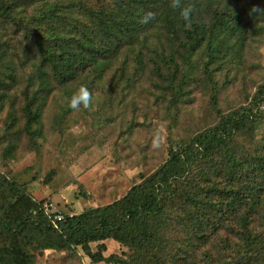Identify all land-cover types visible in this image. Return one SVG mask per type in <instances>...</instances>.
I'll list each match as a JSON object with an SVG mask.
<instances>
[{"label": "rangeland", "instance_id": "374dc122", "mask_svg": "<svg viewBox=\"0 0 264 264\" xmlns=\"http://www.w3.org/2000/svg\"><path fill=\"white\" fill-rule=\"evenodd\" d=\"M6 1L25 7L19 0ZM108 1L29 0L24 2L29 10L25 26H17L13 15L0 17V78L5 82L0 85V177L23 185L42 208L51 205L52 213L79 214L120 199L167 159L168 149L176 142L246 106L254 85L264 78V11L256 15L249 11L253 6L264 9V0H179V7L177 0L162 1L154 19L159 18L156 24L161 25L170 17L173 36L168 37L162 25L153 27L147 31V46L126 50L111 64L108 78L104 75L90 85L81 78L61 85L51 76L42 82L29 77L38 73L35 66L40 57L34 39L39 41L40 33L66 35L76 28L66 21L88 20L80 13L73 15L74 5L91 8ZM187 6L194 9L190 26L180 15ZM42 12L47 15L39 20ZM213 23L215 30L210 28ZM195 24L206 31L191 51L185 32H191ZM138 54L141 60L134 61ZM116 67L122 68L124 77L115 76ZM81 86L88 88L91 102L87 108L72 109L69 100ZM36 88L41 92L34 96ZM254 135L252 140L240 137L237 142L244 148L252 146L254 154L264 152V113ZM217 160L222 162L223 157ZM216 164L213 157H207L196 167L186 189L190 197L209 204L202 199L206 189L216 181L218 186L225 184L223 174L216 176L209 170ZM244 173L235 172L237 176ZM178 204L182 213L196 209L184 199ZM225 204L226 200L221 205ZM221 222L241 224L233 217ZM262 225L264 218L255 216L250 227L257 234L264 232ZM224 239L230 241L225 245L228 249L222 246ZM236 242L234 235L221 232L214 236L213 250L233 257L235 251L229 248H238ZM100 244L103 256L115 255L119 263L94 262L81 247H75L36 253L34 264H127L137 257L135 251L112 239L91 243L92 252ZM195 256L199 260L198 250ZM143 264L152 263L144 259Z\"/></svg>", "mask_w": 264, "mask_h": 264}, {"label": "trees", "instance_id": "16d2710c", "mask_svg": "<svg viewBox=\"0 0 264 264\" xmlns=\"http://www.w3.org/2000/svg\"><path fill=\"white\" fill-rule=\"evenodd\" d=\"M19 1L24 8L16 2L0 0V17L13 15L17 26H25L29 10L24 2L29 0ZM162 1L168 0H109L91 8L74 5L77 7L73 15L80 13L88 20L66 21L68 26H76L66 35L55 32L45 37L40 33L39 41L34 39L40 57V64L35 66L38 73L29 77L42 82L51 76L61 85L80 78L90 85L104 75L108 78L111 64L119 61L126 50L139 44L147 46V31L153 27L162 25L166 35L173 36L175 27L170 17H165L161 25L156 24L159 18L148 24L139 23L146 13L155 18V8ZM45 14L42 12L38 19ZM210 28L215 30L216 24ZM205 31L204 26L195 24L191 32H185L191 40L189 50L201 43ZM127 57H123V65ZM133 60H141L140 55ZM21 61L23 64L25 59ZM120 67L114 69L118 78L124 77ZM0 85H5L2 78ZM40 92L41 88H36L32 95ZM26 94L30 92L26 90ZM242 108L227 112L212 127L176 142L168 149L167 159L131 185L120 199L79 214H62V220L55 222L57 227L53 224L57 212L45 214L40 202L33 200L23 185L0 177V264H34L36 253L75 247H81L94 262L119 263L115 255L103 256V244L96 252L90 249L91 243L107 239L135 251L137 257L127 264H143L144 259L152 264H264V232L255 234V228L250 227L253 217L264 218V152L254 154L252 146L244 148L237 142L240 137L254 139V130L264 113V78L254 85ZM30 116L35 118L33 111ZM261 141L264 143V138ZM220 156L222 162L217 160ZM207 157L217 162L209 170L216 176L223 174L227 180L223 186L216 181L206 189L202 199L209 204L190 197L186 191L196 167ZM237 171H244V176H237ZM183 199L196 209L182 213L178 203H183ZM225 200L226 204L221 205ZM204 207L207 210H202ZM231 217L241 224L221 222ZM221 232L238 239V248H229L235 251L233 257L221 249L213 250L214 236ZM228 242L222 240L224 249H228Z\"/></svg>", "mask_w": 264, "mask_h": 264}, {"label": "clouds", "instance_id": "9594fccd", "mask_svg": "<svg viewBox=\"0 0 264 264\" xmlns=\"http://www.w3.org/2000/svg\"><path fill=\"white\" fill-rule=\"evenodd\" d=\"M176 6L179 7V0H177ZM193 11L194 9L192 6L182 7L180 10V15L188 26L191 25ZM249 11L250 14L256 15L264 11V9L253 6ZM153 19L154 17L152 13H146L145 15L140 17L139 23L148 24ZM91 99H92L91 93L89 92L88 88L86 86H81L78 89V91L75 94H73L72 97L70 98L69 107H71L72 109H79L81 106L87 108L91 102Z\"/></svg>", "mask_w": 264, "mask_h": 264}, {"label": "built area", "instance_id": "2783aa9c", "mask_svg": "<svg viewBox=\"0 0 264 264\" xmlns=\"http://www.w3.org/2000/svg\"><path fill=\"white\" fill-rule=\"evenodd\" d=\"M50 207H51V205H43V211H44V213L45 214H48L49 216L50 215H54L56 212H51V210H50ZM62 218H63V216H62V214H60V213H57L55 216H54V219H53V224H54V226L55 227H57V225H56V221H61L62 220Z\"/></svg>", "mask_w": 264, "mask_h": 264}]
</instances>
